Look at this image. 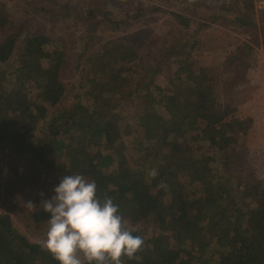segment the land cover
I'll return each mask as SVG.
<instances>
[{
	"label": "trees",
	"instance_id": "16d2710c",
	"mask_svg": "<svg viewBox=\"0 0 264 264\" xmlns=\"http://www.w3.org/2000/svg\"><path fill=\"white\" fill-rule=\"evenodd\" d=\"M24 1L17 18L0 0V264H59L13 217L28 233H44L50 213L40 202L49 199L51 175L60 182L72 174L95 181L97 195L112 197L143 237L123 264H264V182L254 172L239 176L233 157L221 152L253 131L252 120L221 105L216 78L186 40L197 17L252 24L254 0H212L213 9L154 0L151 8L171 14L184 36L153 52L139 40L101 41L94 33L98 22L117 30L140 17L143 4L119 18L99 6ZM48 12L83 19V31L29 28Z\"/></svg>",
	"mask_w": 264,
	"mask_h": 264
},
{
	"label": "rangeland",
	"instance_id": "374dc122",
	"mask_svg": "<svg viewBox=\"0 0 264 264\" xmlns=\"http://www.w3.org/2000/svg\"><path fill=\"white\" fill-rule=\"evenodd\" d=\"M4 1L16 9L17 18H20L25 1ZM194 1L214 8L211 6L212 0ZM58 3H69L78 7L99 6L119 18L134 16L140 4L145 6L140 17H131L117 30L112 29L105 21L98 22L99 28L94 33L101 41L110 38L139 40L143 49L153 52L162 41L184 36V29L176 26L175 18L171 14L151 8L153 3L158 5L154 0H58ZM219 3L231 6L235 1L220 0ZM253 6V13L248 12L253 20L252 24H233L227 17H218L217 21L206 23L207 19L197 17L192 22L194 26L190 28L186 40L195 44L197 61L216 78L221 105L224 107L231 104L233 108L250 116L253 123L252 132L243 134L238 143L231 148L222 149L221 152H228L233 157L236 162L234 169L239 176L248 178L254 172L264 182V0H254ZM169 9L181 12L176 7L170 6ZM242 12L247 10L243 9ZM30 21V29L56 35L66 36L72 34L71 30L79 32L84 29L83 19L76 22L49 12L39 13ZM74 81V76L66 79V83L70 85ZM124 110L129 114L135 110V105H126ZM51 176L53 184L49 199L55 195L54 188L59 184L56 175ZM13 219L17 228L27 233L32 240L40 241L46 237L47 227L44 233L31 234L19 215H14Z\"/></svg>",
	"mask_w": 264,
	"mask_h": 264
},
{
	"label": "clouds",
	"instance_id": "9594fccd",
	"mask_svg": "<svg viewBox=\"0 0 264 264\" xmlns=\"http://www.w3.org/2000/svg\"><path fill=\"white\" fill-rule=\"evenodd\" d=\"M153 177L158 175L154 169ZM160 187H167L163 182ZM55 195L43 199L40 207L50 218L46 237L40 240L59 264H123L144 246L134 235L119 205L108 195H97V184L81 174L65 175L54 188ZM44 194L41 193V196ZM29 209L36 205L26 203Z\"/></svg>",
	"mask_w": 264,
	"mask_h": 264
}]
</instances>
